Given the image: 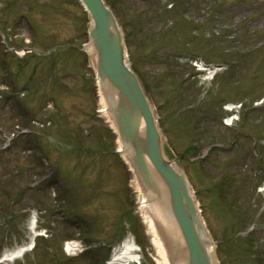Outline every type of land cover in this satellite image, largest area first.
Instances as JSON below:
<instances>
[{"label": "rangeland", "instance_id": "obj_1", "mask_svg": "<svg viewBox=\"0 0 264 264\" xmlns=\"http://www.w3.org/2000/svg\"><path fill=\"white\" fill-rule=\"evenodd\" d=\"M110 1L165 149L190 179L218 243L220 264H253L254 258L264 264V193L258 191L264 184V0ZM86 21L74 0H0V40L8 47L0 56V252L25 240L32 212L55 250L54 259L47 258L37 240L36 250L14 264H61L62 243L74 238L76 229L86 243L94 237L106 243L98 253L108 257L131 233L140 248L132 264H156L147 225L135 211L136 181L116 155L117 138L99 113L95 77L83 52ZM22 49L30 53H13ZM191 59L228 69L209 82H184ZM4 63L14 89H6ZM227 103L242 106L234 129L222 124ZM23 126L30 136H21ZM9 134L14 137L5 142ZM35 139L58 169L45 180L40 178L48 170L30 153V148L39 151ZM104 149L116 155L111 168L99 154ZM57 176L66 181L65 195L76 197L66 206L74 223L62 221L57 212L63 199ZM83 215L92 227H81ZM88 254L70 264H95Z\"/></svg>", "mask_w": 264, "mask_h": 264}, {"label": "water", "instance_id": "obj_2", "mask_svg": "<svg viewBox=\"0 0 264 264\" xmlns=\"http://www.w3.org/2000/svg\"><path fill=\"white\" fill-rule=\"evenodd\" d=\"M89 11V47L112 120L153 208L173 264H216L185 176L168 160L148 100L126 63L122 34L103 0H82ZM169 220L178 239L169 236Z\"/></svg>", "mask_w": 264, "mask_h": 264}, {"label": "bare ground", "instance_id": "obj_3", "mask_svg": "<svg viewBox=\"0 0 264 264\" xmlns=\"http://www.w3.org/2000/svg\"><path fill=\"white\" fill-rule=\"evenodd\" d=\"M91 49V48H90ZM87 51L89 52V49L87 48ZM91 53V52H90ZM98 86V96H99V113L106 119V122L109 124V126L112 125V114L110 111V107L108 103L103 99L100 84H97ZM117 151L120 153L123 160L126 162L129 160L130 151H128L125 147L121 146L120 143H118ZM127 162V163H128ZM139 197L141 199V212L143 219L145 220V223L148 228V234L151 236V243L155 249L156 253V264H170L168 261V258L166 256V252L164 249V244L162 242V239L158 238L156 230L154 228V220L157 222L159 221L158 218L153 213V208L151 204H149V201L146 200V197L143 196V194L140 192ZM34 214L30 218L28 222V235L25 242H23L20 245H15L12 249H4L3 253L0 256V264H12L14 261L21 259L25 253L30 251L29 245L32 241H34V232H35V225H34ZM165 227V230L168 232L169 236L173 239H178V234L174 229L173 224L171 221L165 219L163 220V224ZM30 243V244H29ZM73 245L68 249L70 253H73L78 250V245L76 243H72ZM118 252L115 253L114 261L116 264H126L127 262L130 263V261L135 260L139 258L138 256L134 255L133 251H136V249L133 248L132 243H124V246L119 248L117 250ZM129 258H126L128 257ZM128 259L127 260H125Z\"/></svg>", "mask_w": 264, "mask_h": 264}]
</instances>
